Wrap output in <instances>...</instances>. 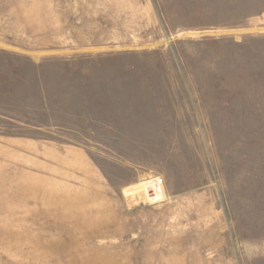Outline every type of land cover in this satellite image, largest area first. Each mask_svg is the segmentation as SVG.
<instances>
[{"label":"rangeland","instance_id":"obj_1","mask_svg":"<svg viewBox=\"0 0 264 264\" xmlns=\"http://www.w3.org/2000/svg\"><path fill=\"white\" fill-rule=\"evenodd\" d=\"M263 8L0 0L1 48L107 77L122 120L48 156L0 138V264H264Z\"/></svg>","mask_w":264,"mask_h":264},{"label":"crops","instance_id":"obj_2","mask_svg":"<svg viewBox=\"0 0 264 264\" xmlns=\"http://www.w3.org/2000/svg\"><path fill=\"white\" fill-rule=\"evenodd\" d=\"M54 58L0 47V138L12 139L26 153L61 154L64 144L48 137H90L98 127L109 130L112 120L122 121L100 108L112 105L107 77L96 78L86 67L54 64ZM70 152L86 165V149L76 146Z\"/></svg>","mask_w":264,"mask_h":264},{"label":"bare ground","instance_id":"obj_3","mask_svg":"<svg viewBox=\"0 0 264 264\" xmlns=\"http://www.w3.org/2000/svg\"><path fill=\"white\" fill-rule=\"evenodd\" d=\"M148 187V186H147ZM162 185H156L155 184V187H154V193L152 192V196L153 197H151V199H154V200H159V199H161V198H163L164 197V192H163V190H162ZM135 190V189H134Z\"/></svg>","mask_w":264,"mask_h":264},{"label":"built area","instance_id":"obj_4","mask_svg":"<svg viewBox=\"0 0 264 264\" xmlns=\"http://www.w3.org/2000/svg\"><path fill=\"white\" fill-rule=\"evenodd\" d=\"M148 182L151 185V187H150V189L152 190L151 192H153L154 191L155 184L156 185H159V184L162 185L163 180L160 179V178H154V179H152V180H150Z\"/></svg>","mask_w":264,"mask_h":264}]
</instances>
